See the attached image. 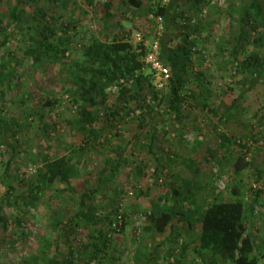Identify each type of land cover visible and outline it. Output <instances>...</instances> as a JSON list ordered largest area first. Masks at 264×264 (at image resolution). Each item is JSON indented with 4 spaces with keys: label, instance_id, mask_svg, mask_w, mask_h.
<instances>
[{
    "label": "rangeland",
    "instance_id": "1",
    "mask_svg": "<svg viewBox=\"0 0 264 264\" xmlns=\"http://www.w3.org/2000/svg\"><path fill=\"white\" fill-rule=\"evenodd\" d=\"M87 1L29 0L24 5L28 16L42 8L48 20L51 17L59 20L58 25L70 17L77 19L76 37L65 56H45L40 63L34 62L32 57L24 54L30 38L17 32L14 25L9 31H15V35L6 46L1 45L0 38V58L12 55L18 68L14 77L0 82V117L4 119L0 121V216L3 217L0 220V264H48L49 255H45L44 245L47 240L57 238L53 228L55 217L60 216L67 222L74 217L80 209L79 194L85 184L94 191L99 190L88 199L91 211L97 216L95 220L103 219L100 225L93 223V228H104L109 232L107 218L119 212L128 216L122 232H109L108 256L102 261L92 260L90 264H172L166 259L169 250L166 236L149 229L145 214L149 201L165 185V176L170 171L180 177L191 176L186 160L196 153L203 157L208 148L218 147L217 133L221 132L232 138V153L219 155L213 166L199 177L195 195L200 203L207 205L216 199L232 197L233 189L238 187L249 206L256 191L262 190L254 210L248 213L251 229L260 245L256 253L261 259L260 264H264V128L255 117L264 103V76L261 83L247 92L245 87L250 85L252 70L240 66L247 55L264 56V42L258 40L263 29L248 28V40L240 47L238 60L234 61L230 54L238 42L241 15L250 0H209V4L197 12L191 10L194 0L183 3L185 15L193 16L194 23L201 27L197 39L203 56L195 53L193 57L194 72L204 74V84L200 85L201 79L194 72L187 74L188 91L185 92V112L181 120L175 119L174 114H167L165 103H156L155 113L141 128L138 112L127 115V109L120 104L122 118L118 117L116 127L105 128L102 145L98 149L86 147L81 151L86 135L77 121L78 107L67 92L69 85L64 65L80 59L84 44L93 36L111 40L115 31H121L125 32L124 40L128 41L139 31L152 44L160 35V18L148 13L150 4L156 0H141L140 9L127 0H115L113 16L105 21L95 6L103 0H92L91 4ZM260 1L264 3V0ZM168 2L160 0L162 4ZM16 3L17 0H0V8L13 7ZM177 31L181 33L183 29ZM153 85L154 88L146 85L136 92L139 99L143 100L145 95L150 98L154 89L167 92L166 87L158 89L154 80ZM114 91L112 89L113 94ZM190 91L195 95L192 96ZM54 96L57 102L48 105L47 101ZM237 98L236 105L229 108ZM154 128L158 130L160 142L155 151L161 162H157L147 146L149 132ZM130 136L134 138L133 145L129 144ZM13 145L17 152L13 151ZM124 148L128 152L118 178L111 175V170ZM167 153H174L178 163L173 164ZM66 155L71 156L77 166V172L71 178L73 196L60 192L59 188L64 184L56 182L51 191L39 190L37 200L31 198L30 186L37 169L47 160ZM239 158L247 163L240 174L235 166ZM10 159L12 163L7 169ZM130 189L134 196L128 195ZM140 190L148 191V195L138 197ZM85 225L86 222L79 218L71 223L66 234L69 240L59 241L60 258L73 257L75 262L85 264V261L77 260L82 240L80 231ZM184 238L194 239L195 230L185 226ZM156 245L159 256L154 257ZM70 248L74 254L69 252ZM54 253L53 250L48 254ZM175 254L174 260L181 264H225L210 253L200 255L193 247L186 257L181 258L177 251Z\"/></svg>",
    "mask_w": 264,
    "mask_h": 264
},
{
    "label": "trees",
    "instance_id": "2",
    "mask_svg": "<svg viewBox=\"0 0 264 264\" xmlns=\"http://www.w3.org/2000/svg\"><path fill=\"white\" fill-rule=\"evenodd\" d=\"M27 1L29 0H17L13 7L0 8L1 45L6 46L12 40L15 31H9V28L14 25L17 32L30 38V44L24 50V54L26 57H32L34 62L40 63L45 56L53 58L65 56L72 46L73 37H76L77 19L70 17L68 21H63L58 25L59 20L54 17L48 20L47 14L42 8H37L35 14L30 17L24 8ZM114 1L103 0L95 3L102 20L105 21L113 16ZM87 2L88 4L93 3L92 0ZM127 2L137 9L142 6L141 0H127ZM184 2L185 0H169L168 3L162 4L160 0H156L155 3L150 4L148 10V13L153 17L160 18L162 22L163 30L159 38L160 57L170 69H173L172 76L166 84V93L154 89L150 93V98L145 95L142 97L143 100L139 99V94L136 92L144 89L146 85L154 88V76L150 66L144 60L146 47L142 44L125 41V32L115 31L111 40H102L93 36L89 42L84 44L81 58L64 65L69 85L66 87L67 92L71 93L72 101L78 107L77 121L83 127V132L86 135L84 145L80 146L81 151H84L86 147L87 149H98L103 143L105 128L116 127L118 117L122 118L121 111L123 109H127V115H130V112H138L137 118L141 128H143V123L147 122V118L155 113L156 103L159 105L165 103L167 114H174L175 119L183 118L185 92L188 91L189 83L187 74L195 71L193 55L198 53L203 56L197 39L201 27L190 22L193 16L185 15ZM193 3L191 10L197 12L203 10L204 6L209 4V0H194ZM248 28L254 31L263 29L258 40L264 42V3L260 0H250L243 10L238 42L230 52L234 61L238 60L240 47H243L244 42L248 40ZM177 29H183V31L179 33ZM0 59L1 82L2 79L14 77L18 68L17 61L13 59L12 55L1 56ZM240 63V66L245 69L252 70L250 85L245 87L246 91L250 92L258 83H261L260 80L264 76V56L252 53ZM194 74L198 79H201L200 85L204 84V74L202 72H194ZM114 87L116 91L113 94ZM190 92L192 96L195 95L193 91ZM47 102L48 105H54L57 99L54 96ZM237 102L238 98L232 101L229 108H233ZM120 104L123 109L120 108ZM255 117L264 128V103L258 109ZM0 121H4L3 117H0ZM214 131L218 132L217 129ZM217 134L220 140L218 147L208 148L203 157L196 153L186 160L191 176L180 177L174 171H170L165 176V185H162L158 193L149 201L150 205L145 213L149 229L166 236L169 245L166 259H170L172 264H175L174 262L181 264L180 261L174 260L176 251L182 258L188 255L192 247L200 255L205 252L210 253L212 257H218L225 264H260L261 262L256 253V248L260 245L257 243L256 233L251 229L248 212L254 210L262 190L256 191L253 203L249 206L246 205L238 187L233 189L232 197L216 199L207 205L200 203L195 195L194 190L199 177L213 166L219 155L226 156L232 153V138L224 132ZM158 136L156 128L151 130L147 146L156 157L157 162H161L162 159L155 151L160 144ZM133 143L134 138L130 136L129 144L133 145ZM12 148L17 152L16 145H13ZM127 152L126 148L121 150L115 166L111 170L112 176L121 177L122 162ZM167 158L173 164L178 163L174 153H167ZM11 163L12 159L8 161L7 169L10 168ZM235 166L236 171L240 174L247 163L239 158ZM76 172L77 166L71 156L66 155L45 161L37 169L35 179L30 186L31 198L37 200L39 190L51 191L56 182L64 184L63 188H59L60 192L73 196L71 178ZM95 192H99V190L95 189L94 191L85 184L79 194L80 209L74 217L68 222L60 216L55 217L53 228L57 233V238L53 237L47 240L44 245L45 255H49L48 264H79L73 257L60 258L62 252L59 243L63 238L69 240L66 234L70 230L71 223L78 218L85 221L86 225L80 231L82 240L77 250V260L90 264L92 260L102 261L108 256L111 244L109 232H122L128 216L119 212L114 217L107 218L109 232L104 228H93V223L100 225V221H103V219L96 221L97 216L89 207L88 199ZM147 195L148 191L140 190L138 192V197ZM120 213L122 214V224L114 227L113 224L116 220L118 221L117 216ZM2 219L3 217L0 216V220ZM185 226L195 230L194 239L184 238ZM53 250L55 251L53 255L48 254ZM158 250L156 245L152 256H159ZM69 252L75 253L71 248Z\"/></svg>",
    "mask_w": 264,
    "mask_h": 264
},
{
    "label": "built area",
    "instance_id": "3",
    "mask_svg": "<svg viewBox=\"0 0 264 264\" xmlns=\"http://www.w3.org/2000/svg\"><path fill=\"white\" fill-rule=\"evenodd\" d=\"M196 20L191 19L190 22L194 23ZM187 22V21H186ZM163 30V25L161 20L159 19V33L161 35ZM159 37L156 38V40L149 44V40L146 38V36L142 32H135L130 42L135 44H142L144 47H146V54L144 57L145 62L150 66L153 76H154V84L158 89H164L166 87L167 82L172 76L171 69L164 63V61L160 57V45H159ZM128 40V41H129ZM116 88L114 87L113 90ZM128 192L129 196H134L133 189H130ZM118 221L116 220L113 224L114 227L120 226L122 224V214L120 213L118 216Z\"/></svg>",
    "mask_w": 264,
    "mask_h": 264
}]
</instances>
